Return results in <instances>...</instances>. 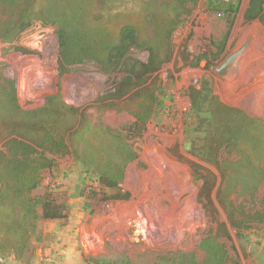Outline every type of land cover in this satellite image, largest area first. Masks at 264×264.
I'll use <instances>...</instances> for the list:
<instances>
[{"label": "rangeland", "instance_id": "rangeland-1", "mask_svg": "<svg viewBox=\"0 0 264 264\" xmlns=\"http://www.w3.org/2000/svg\"><path fill=\"white\" fill-rule=\"evenodd\" d=\"M123 1L121 9L135 12L165 6L175 24L152 47L156 69H137L129 86L122 80L147 61L144 48L131 47L107 72L84 60L61 73L54 26L25 30L15 42L25 53L0 41V83L13 81L22 109L57 93L76 109L68 153L54 157L33 194L67 192L72 219L92 225L94 264H264V19H244L249 0ZM246 39L229 71L214 73ZM135 103L149 108L139 133L131 129ZM93 129L98 146L110 132L127 147L128 200L90 198L100 185L77 133ZM75 184L82 192L70 198ZM207 197L213 209L198 202ZM6 257L0 264H10Z\"/></svg>", "mask_w": 264, "mask_h": 264}, {"label": "trees", "instance_id": "trees-1", "mask_svg": "<svg viewBox=\"0 0 264 264\" xmlns=\"http://www.w3.org/2000/svg\"><path fill=\"white\" fill-rule=\"evenodd\" d=\"M263 1L249 0L244 19H264ZM124 4L123 0H0V41L7 44L6 49L25 53L29 50L15 44L25 30L36 22L54 26L61 73L66 66L84 60L100 64L107 72L119 65L131 47L144 48L149 52L147 61L128 67L122 80L129 86L137 69L141 73L156 69V48L152 47L168 38L175 24L164 15L165 6L148 5L135 12L121 9ZM135 107L130 110L134 117L131 129L139 133L149 108ZM76 122V109L58 93L47 97L42 107L25 110L18 104L13 81L0 83V259L8 255L20 258L42 221L66 225L70 213L67 192L48 187L36 196L33 190L40 185L43 170L53 167L54 157L68 153L67 133ZM96 133V129L77 133L89 161L87 169L100 185L99 193L90 198L128 200L130 195L121 186L123 166L129 158L127 147L105 132L102 148ZM194 179L204 178L198 174ZM206 190L200 186L201 193L206 195ZM198 202L204 210L213 209L209 197L207 203Z\"/></svg>", "mask_w": 264, "mask_h": 264}, {"label": "crops", "instance_id": "crops-1", "mask_svg": "<svg viewBox=\"0 0 264 264\" xmlns=\"http://www.w3.org/2000/svg\"><path fill=\"white\" fill-rule=\"evenodd\" d=\"M92 225L75 221L69 213L66 225L59 226L56 222L42 221L32 236L29 247L20 258L8 255L10 264H83L84 258L91 255L85 252L82 243L87 242ZM96 238V237H95Z\"/></svg>", "mask_w": 264, "mask_h": 264}, {"label": "water", "instance_id": "water-1", "mask_svg": "<svg viewBox=\"0 0 264 264\" xmlns=\"http://www.w3.org/2000/svg\"><path fill=\"white\" fill-rule=\"evenodd\" d=\"M250 40L246 39L243 44H241L236 50L229 53L217 67L212 68V71L218 75H224L226 74L229 69L231 68L232 64L236 60V58L246 49V47L249 45ZM83 186L80 184H75L74 186V192L73 194H70V198L77 197L80 192H82ZM82 246L85 250V252L89 253V247L88 245L83 242Z\"/></svg>", "mask_w": 264, "mask_h": 264}, {"label": "built area", "instance_id": "built-area-1", "mask_svg": "<svg viewBox=\"0 0 264 264\" xmlns=\"http://www.w3.org/2000/svg\"><path fill=\"white\" fill-rule=\"evenodd\" d=\"M97 239L95 238V237H93V236H90L89 238H88V243L87 242H85L87 245H88V247H89V245L90 246H92L93 245V243H98L97 241H96ZM88 254V253H87ZM83 264H94L92 261H90V259H89V257L88 256H86L85 258H84V261H83Z\"/></svg>", "mask_w": 264, "mask_h": 264}]
</instances>
